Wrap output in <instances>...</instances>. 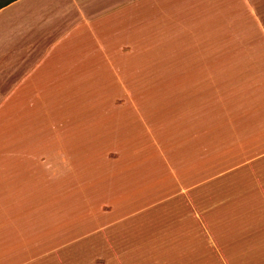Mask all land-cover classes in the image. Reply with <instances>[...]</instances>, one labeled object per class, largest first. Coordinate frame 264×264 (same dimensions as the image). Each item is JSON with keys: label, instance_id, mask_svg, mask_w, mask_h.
<instances>
[{"label": "crops", "instance_id": "1", "mask_svg": "<svg viewBox=\"0 0 264 264\" xmlns=\"http://www.w3.org/2000/svg\"><path fill=\"white\" fill-rule=\"evenodd\" d=\"M226 1L264 11V0H18L0 10V264H141L149 258L148 264H172L155 259L171 260L173 251L179 260L185 251V261L175 264H187V250L189 255L194 248L208 250L211 243L218 257H226L237 250L238 235L252 242L250 231L264 210V179L256 175L264 168V141L224 149L225 155L215 161L207 156L203 167H194L190 115L172 120V134L171 120L161 125L140 115L152 104L139 98V83L135 97L128 93L140 82L139 73L127 68L128 60L143 57L140 44L145 38L154 44L173 38H152L153 28L186 25L180 17L204 5L208 20ZM177 63L174 71L157 69L165 77L161 84L168 74L184 84L198 74L193 63L184 68ZM183 88L184 101L192 89ZM247 94L223 106L225 128L247 126L252 133L264 120V104ZM130 109L136 112L131 130L137 134L132 161L124 166L104 155L113 164L107 172L112 178L104 173L99 180L105 195L94 207L102 188L88 173H96L97 161L82 152L95 149L90 145L98 137L127 134ZM57 127L72 139L49 148L44 135ZM68 183L69 189L59 190ZM70 200L75 207L66 211ZM205 202L215 206L209 209ZM148 213L150 224L128 236L121 232L114 250L115 231ZM142 243L152 249L149 258L142 255Z\"/></svg>", "mask_w": 264, "mask_h": 264}, {"label": "rangeland", "instance_id": "2", "mask_svg": "<svg viewBox=\"0 0 264 264\" xmlns=\"http://www.w3.org/2000/svg\"><path fill=\"white\" fill-rule=\"evenodd\" d=\"M214 1V3H218L217 0ZM208 11L206 5H204L200 12L194 14L195 16L193 14L191 16L190 11H188V16H178L181 19L188 20L187 27L186 25L175 26L173 23L172 26L153 28L156 33L149 34L152 38L155 36L158 37L156 39H161L160 36L165 35H172L173 38L170 37L171 41L169 42L155 44L145 38V42L140 44L141 50L142 46L144 50L143 57L130 59L127 64L129 72H138L140 78V82H136L128 88L129 95L135 97V94L138 93L137 88L140 87L139 98L143 99L144 104H152L150 110L141 109V112L144 111V113L139 114L144 119L156 120L161 122V125L162 122L171 120L170 132L175 134L176 124L172 120L181 113H183V117L186 114L187 119L190 115L194 167H203L206 164L205 158L207 156L210 157L209 161H215V158L225 155V152H222L224 149L225 151L228 149L239 151L251 142L259 144L264 141V120L259 122L254 129H251L252 133H250L247 126L235 130L225 128L226 122L222 123L220 117L223 106L229 102L228 100L240 93L244 95H248V92L249 95L255 93L261 104H264V11L249 10L243 1L239 5L236 3L233 5V3L230 4L226 1L220 10L210 12L207 20ZM201 20H207V23L206 21L201 22ZM165 54H169V56H165ZM181 55H188L189 60L188 58L185 60L178 59ZM179 61L182 62L183 68L188 66V62L191 65L193 63L194 67H198V74L192 76L193 81L192 77L189 76L185 84L184 82L181 83V79L178 82H173L174 75L169 76L168 74L165 85L161 84V78L165 77L158 75L157 69L161 67L174 71L179 67L177 63ZM185 77L182 76V78ZM170 78L172 82L169 81ZM137 83L140 86L134 88ZM185 85H187L188 90L192 89L190 93L187 92V96L191 99L187 97V100L183 101V96L180 98V89ZM156 87L157 89H155ZM152 110L156 112V115L151 116L155 117L147 116L152 114H148ZM128 116L130 118V131L127 134L122 136L113 134L112 137L108 135L107 140L98 137L97 140L92 141V144L90 143L91 145L89 144L90 147L94 145L95 149L82 152L84 158L92 155L97 161L96 173H88L91 175L90 178L98 179L99 184L97 185L102 188L98 196V202L95 203L94 207L99 206L105 195L103 185L99 180L104 179V173L107 178H112L107 172L113 164L106 163L104 155L108 153L110 161L117 159L124 166L132 161L130 151L137 134L134 130H131V127L134 129L133 119L136 117V112L130 109ZM188 125L189 123H187V127ZM61 131L63 130L57 127L53 132L44 135V137L49 135L47 147L61 146L63 139H72V135H62ZM211 156H214V158ZM239 161L241 160L235 161V164ZM256 175H261L264 179V168L258 170ZM70 186L71 183L66 184V186L59 185V190L65 189L66 191ZM255 186H258L257 181L249 187L252 190L256 188ZM55 192V188L52 191L50 190V194ZM69 202V207L66 208L67 206H65L66 211L73 206L75 207V201L70 200ZM203 206H208L211 209L215 206V203L205 202ZM76 208H78L77 203ZM149 214L139 217L136 222L125 223L123 227L115 231L112 238L114 250L121 242H119L121 232L124 233V236H128L129 231H135L138 227H146L150 224ZM256 222V228L254 227V230L250 231L252 242L248 240L245 243L242 238L246 236L243 234L238 235L241 239L235 243L234 247H237V250L235 252H225L226 257H218L211 243H209L208 250H196L194 248L190 255L187 250V264L189 262L190 264H232L228 263L231 259L235 260L234 264H256L253 262L255 260L260 261L257 264H264V210L258 213ZM257 228L262 229L257 232ZM250 244H254L258 249L251 250L252 245ZM176 245L178 244L175 241L174 246ZM151 250L149 244L144 243L143 245L142 243L141 252L143 256L149 258ZM101 254L102 252L99 255ZM181 255L182 259L180 260L185 261V251H181ZM189 256L192 257L190 261ZM149 259L139 261L141 264H148L151 262ZM155 260L160 263L172 261V264H175L176 260L180 261L178 251H173V259L171 260L164 258Z\"/></svg>", "mask_w": 264, "mask_h": 264}, {"label": "trees", "instance_id": "3", "mask_svg": "<svg viewBox=\"0 0 264 264\" xmlns=\"http://www.w3.org/2000/svg\"><path fill=\"white\" fill-rule=\"evenodd\" d=\"M18 0H0V10L6 8L7 6H9L10 4L16 2Z\"/></svg>", "mask_w": 264, "mask_h": 264}]
</instances>
